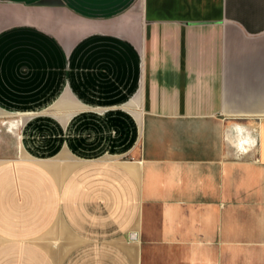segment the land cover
Listing matches in <instances>:
<instances>
[{
    "label": "crops",
    "instance_id": "0c3cea01",
    "mask_svg": "<svg viewBox=\"0 0 264 264\" xmlns=\"http://www.w3.org/2000/svg\"><path fill=\"white\" fill-rule=\"evenodd\" d=\"M38 1L0 0V264H264V0Z\"/></svg>",
    "mask_w": 264,
    "mask_h": 264
},
{
    "label": "rangeland",
    "instance_id": "374dc122",
    "mask_svg": "<svg viewBox=\"0 0 264 264\" xmlns=\"http://www.w3.org/2000/svg\"><path fill=\"white\" fill-rule=\"evenodd\" d=\"M61 105L62 104L54 106L51 108V111L59 112L64 110ZM19 121L20 116H14L13 114H0V160L13 158L25 159L22 156H27L26 152H24L23 146H20V138L19 135H17L19 130ZM64 159L65 160H60L58 156H55L48 160V162L55 164L56 166H61L63 162H66V158Z\"/></svg>",
    "mask_w": 264,
    "mask_h": 264
},
{
    "label": "bare ground",
    "instance_id": "6f19581e",
    "mask_svg": "<svg viewBox=\"0 0 264 264\" xmlns=\"http://www.w3.org/2000/svg\"><path fill=\"white\" fill-rule=\"evenodd\" d=\"M63 100V99H62ZM0 113H2V114H10L9 112H7V111H5V110H2L1 108H0ZM25 120V115L24 114H22L21 115V117H20V121H19V123L18 124H21L20 122H22V121H24ZM16 127H17V124H16ZM20 146H22V144H20ZM22 148V147H21ZM21 151V150H20ZM23 153V152H22Z\"/></svg>",
    "mask_w": 264,
    "mask_h": 264
},
{
    "label": "water",
    "instance_id": "95a60500",
    "mask_svg": "<svg viewBox=\"0 0 264 264\" xmlns=\"http://www.w3.org/2000/svg\"><path fill=\"white\" fill-rule=\"evenodd\" d=\"M49 0H40V1H38L37 3L38 4H48V3H50V2H48Z\"/></svg>",
    "mask_w": 264,
    "mask_h": 264
}]
</instances>
